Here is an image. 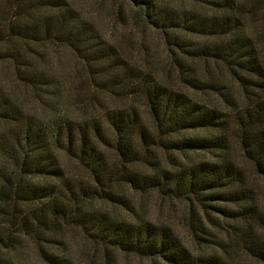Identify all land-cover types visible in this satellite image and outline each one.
Listing matches in <instances>:
<instances>
[{
    "label": "trees",
    "instance_id": "1",
    "mask_svg": "<svg viewBox=\"0 0 264 264\" xmlns=\"http://www.w3.org/2000/svg\"><path fill=\"white\" fill-rule=\"evenodd\" d=\"M104 2L89 15L155 34L173 83L143 41L134 57L130 38L105 43L71 0H0V264H29V248L76 264V235L83 264H264V0ZM58 46L80 63L74 96ZM150 198L180 205L181 232L145 216Z\"/></svg>",
    "mask_w": 264,
    "mask_h": 264
},
{
    "label": "rangeland",
    "instance_id": "2",
    "mask_svg": "<svg viewBox=\"0 0 264 264\" xmlns=\"http://www.w3.org/2000/svg\"><path fill=\"white\" fill-rule=\"evenodd\" d=\"M71 1L75 6L80 8L82 11H86L88 13L90 20L92 21V23H94V25L99 31L98 33L99 36L102 38V40L105 43L113 44V45L115 44L121 45L123 44V42L125 43L126 37L130 38L132 42V47L134 50L133 51V57H134L135 49H139L137 48L139 41H143L144 44L149 47L151 51V55L153 56V61H154L153 63L156 66L155 68L156 75L154 74V76H156V79L163 83H166V82L169 83L170 81L172 82V75L170 73H167L166 69L164 71V52L159 42V39L155 34L145 29H143V32H141L140 29H135L131 31L129 27L123 26L119 20L113 23L114 20L111 18L109 19L107 17V14H104V13H91L89 15L88 11L89 9L91 10L90 5H91V2H93V0H71ZM103 5H104L103 6L104 8H106V5H109L107 0H105ZM47 54H48V58L54 64L56 71L58 70L57 72L58 78L60 82L62 83V85H64L63 87L65 88L69 87L68 90L66 89V91L68 92L67 97L74 96L75 92H78V91L74 92L75 90L74 88L78 85L77 82L79 81V79L75 81V83L73 84L75 86L71 90V87L73 85L71 86L68 77H72L73 79L77 78L78 68L80 67V63L75 59V57L71 53H69L63 47L58 46V48L54 49L53 52L48 51ZM4 84L9 89V92L11 93L10 95L13 96V98L16 96L17 98L21 100L22 108L25 111L30 112L32 115L39 117V110H37L36 109L37 107L33 104V102H31V98L29 97V94H26L25 89L21 87H14V88L11 87L7 78L4 79ZM79 91L80 93H83L84 95L88 92V89L86 88L84 89L82 86ZM102 100L105 101V103H107L108 105L122 106L121 102L119 101L112 102L108 100V98H106L105 96H104V99ZM63 101L66 102L68 100L66 98V100H63ZM134 105L136 109L138 108L140 111L142 110L141 109L142 106L139 100H136L134 102ZM84 116L85 115H83L82 113H78L77 111L72 112V117L75 119H82ZM142 120L145 124L149 125L148 115L145 114L144 112H142ZM71 172L74 175H77L78 177H84L83 173H81L78 170L76 171L71 170ZM259 189L263 191L262 196L260 197V202H261V206L264 211V185L259 184ZM134 196L135 195H133V197ZM144 204L146 206L144 212L147 218L153 219L155 221L163 220L165 222L170 223L172 226L176 227V229L180 230V232L182 231L181 228L179 227L180 224L178 222V217L181 211L180 205L175 204L174 206H171L170 208V206H167V204H163L161 202L159 203L154 198L145 200ZM159 209L161 210L158 211ZM169 214H173V216H169ZM68 242H70L69 247L71 249L70 250L71 253H73L74 256L76 257L75 263L83 264V260L79 259V256H78L79 255L78 251L80 252L79 248L81 246L80 238L76 235V237L73 236L71 237V239L69 238ZM82 247L83 246H81V248ZM26 255H27L26 257L27 263L29 262V264H39L38 261L35 259V256L30 248L27 250ZM119 264H150V263H147L145 261L144 262L137 261L133 258H128V259L119 258Z\"/></svg>",
    "mask_w": 264,
    "mask_h": 264
}]
</instances>
